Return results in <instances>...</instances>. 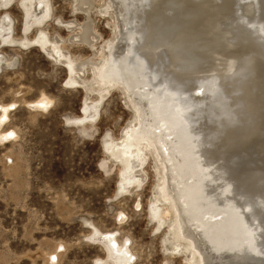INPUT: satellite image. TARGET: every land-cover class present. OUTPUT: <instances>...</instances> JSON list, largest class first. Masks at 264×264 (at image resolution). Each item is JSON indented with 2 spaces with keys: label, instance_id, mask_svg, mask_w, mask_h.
<instances>
[{
  "label": "bare ground",
  "instance_id": "6f19581e",
  "mask_svg": "<svg viewBox=\"0 0 264 264\" xmlns=\"http://www.w3.org/2000/svg\"><path fill=\"white\" fill-rule=\"evenodd\" d=\"M74 1L87 11V0ZM21 5L26 31L49 17L47 0ZM106 9L117 24L105 59L75 61L59 44L43 47L46 55L67 67L71 85H89L90 67L100 88H123L138 118L117 152L125 180L141 176L143 148L153 149L177 235L197 264H264V0H108ZM9 25H0L2 43L11 41ZM79 34L94 47L90 22ZM41 104L50 100L43 95L34 109ZM11 106L0 104V117ZM92 235L111 264L131 263L116 237Z\"/></svg>",
  "mask_w": 264,
  "mask_h": 264
},
{
  "label": "rangeland",
  "instance_id": "374dc122",
  "mask_svg": "<svg viewBox=\"0 0 264 264\" xmlns=\"http://www.w3.org/2000/svg\"><path fill=\"white\" fill-rule=\"evenodd\" d=\"M22 1L0 0V25L11 29V41L0 39V104L12 105L0 127V264H111L94 231L116 237L130 264H197L177 235L153 149L143 148L141 176L125 180L117 152L138 118L123 88H100L90 67L82 78L89 85H71L67 67L44 51L59 44L75 61L105 59L117 24L108 0H87V11L74 0H47L48 19L27 31ZM87 22L93 48L79 38ZM43 95L49 106L34 109Z\"/></svg>",
  "mask_w": 264,
  "mask_h": 264
},
{
  "label": "snow or ice",
  "instance_id": "6c2138e0",
  "mask_svg": "<svg viewBox=\"0 0 264 264\" xmlns=\"http://www.w3.org/2000/svg\"><path fill=\"white\" fill-rule=\"evenodd\" d=\"M14 107V106H13ZM39 107L40 108H42V109H44L45 108V104H41V105H39ZM3 118L2 117H0V120H2ZM13 136V134L12 133H9L8 134V138H11Z\"/></svg>",
  "mask_w": 264,
  "mask_h": 264
}]
</instances>
